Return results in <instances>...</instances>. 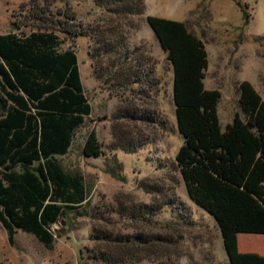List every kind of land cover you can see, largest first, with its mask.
Here are the masks:
<instances>
[{
  "label": "trees",
  "instance_id": "1",
  "mask_svg": "<svg viewBox=\"0 0 264 264\" xmlns=\"http://www.w3.org/2000/svg\"><path fill=\"white\" fill-rule=\"evenodd\" d=\"M56 1L23 2L13 14L16 29L0 32V222L12 244L21 230L47 248L60 236L53 226H66L68 211H88L90 201L85 177L67 170L60 160L92 113L75 39L106 40L104 30L78 20L70 3L60 6ZM96 4L113 17V32L146 14L145 0ZM145 18L173 68V101L184 137L175 160L188 195L216 219L229 264H264V254L239 247L240 233L264 234V99L250 81H241L244 116L236 114L223 129L218 113L221 91L205 86L209 59L204 41L185 21ZM119 49L113 47L110 54L115 57ZM112 67L133 79L129 83H161L142 63L124 60ZM104 153L92 129L83 154L97 158ZM111 172L122 179L116 170ZM91 237L87 254L81 251V264L155 263L171 255L170 237L159 235L157 240L142 231L98 225Z\"/></svg>",
  "mask_w": 264,
  "mask_h": 264
},
{
  "label": "rangeland",
  "instance_id": "2",
  "mask_svg": "<svg viewBox=\"0 0 264 264\" xmlns=\"http://www.w3.org/2000/svg\"><path fill=\"white\" fill-rule=\"evenodd\" d=\"M25 1L0 0V32L16 29L13 14ZM56 3H70L78 20L105 31L104 41L91 36L75 39L92 113L77 129L69 152L60 157L67 170L85 177L88 211L69 210L67 225L53 226L60 236L52 248L21 230L12 244L0 222V264H81L82 249L87 254V246L93 244L94 225L142 231L157 240L159 235L171 238V255L140 264H229L216 219L189 197L177 166L175 155L184 137L173 101L172 65L145 16L185 21L204 41L209 59L205 86L221 91L218 113L225 129L236 114L244 116L241 81H250L264 99V0H145V16L121 23L114 32L113 17L96 0ZM113 47L120 48L115 57L110 54ZM124 60L142 63L161 83H129L133 79L127 80L118 69L113 72L112 66ZM92 129L105 150L97 158L83 154ZM240 241L244 252L264 254V234L240 233Z\"/></svg>",
  "mask_w": 264,
  "mask_h": 264
},
{
  "label": "crops",
  "instance_id": "3",
  "mask_svg": "<svg viewBox=\"0 0 264 264\" xmlns=\"http://www.w3.org/2000/svg\"><path fill=\"white\" fill-rule=\"evenodd\" d=\"M172 70H173V68H172ZM239 247H240V249H242L243 251L245 250L244 249V245H241V241H240V243H239ZM262 254V253H261Z\"/></svg>",
  "mask_w": 264,
  "mask_h": 264
}]
</instances>
